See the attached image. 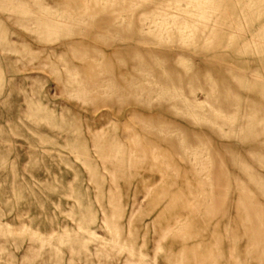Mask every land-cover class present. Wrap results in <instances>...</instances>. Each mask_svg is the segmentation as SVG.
<instances>
[{"label":"rangeland","instance_id":"374dc122","mask_svg":"<svg viewBox=\"0 0 264 264\" xmlns=\"http://www.w3.org/2000/svg\"><path fill=\"white\" fill-rule=\"evenodd\" d=\"M0 264H264V0H0Z\"/></svg>","mask_w":264,"mask_h":264},{"label":"bare ground","instance_id":"6f19581e","mask_svg":"<svg viewBox=\"0 0 264 264\" xmlns=\"http://www.w3.org/2000/svg\"><path fill=\"white\" fill-rule=\"evenodd\" d=\"M201 1H202V0H201ZM204 3H205V2H204ZM197 4H198V3H197ZM193 6H195V5H193ZM207 8H208V7H207ZM207 8H206V9H207ZM208 9H209V8H208ZM201 10H203V9H201ZM201 12H202V11H201ZM206 14H207V13H205V15H206ZM197 15H198V14H197ZM200 15H201V14H200ZM200 15H199V16H200ZM200 17H201V16H200ZM206 17H207V15H206ZM203 19H205V18H203ZM206 19H207V18H206ZM169 20H170V18H169ZM169 20H168V22H169ZM164 21H165V20L163 19L162 22H164ZM170 22H171V20H170ZM172 24H173V21H172ZM162 26H163V25H162Z\"/></svg>","mask_w":264,"mask_h":264}]
</instances>
